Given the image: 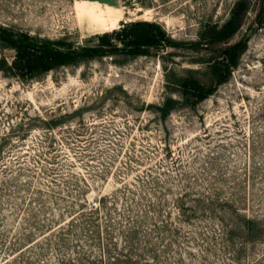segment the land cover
<instances>
[{
    "label": "rangeland",
    "instance_id": "1",
    "mask_svg": "<svg viewBox=\"0 0 264 264\" xmlns=\"http://www.w3.org/2000/svg\"><path fill=\"white\" fill-rule=\"evenodd\" d=\"M87 1L0 0V26L91 44L102 31L79 20ZM94 1L121 11L104 31L149 20L165 38L25 79L0 69V264H95L118 251L129 264H264V238L222 233L233 206L264 217V0H246L240 27L216 43L200 31L235 0ZM242 38L226 80L181 96V77L210 83L208 61ZM12 56L0 42V58ZM179 196L194 214L179 216Z\"/></svg>",
    "mask_w": 264,
    "mask_h": 264
},
{
    "label": "trees",
    "instance_id": "2",
    "mask_svg": "<svg viewBox=\"0 0 264 264\" xmlns=\"http://www.w3.org/2000/svg\"><path fill=\"white\" fill-rule=\"evenodd\" d=\"M246 10V0H235L227 17L219 24L204 26L200 31V38L206 43L225 42L240 27ZM163 38H165L163 31L156 23L149 20L121 22L116 29L97 34L95 42L76 47L61 40L37 39L25 32H15L6 26H0V42L3 46L13 49V56L9 63L4 58H0V69L25 79L35 77L59 65L75 63L93 56L112 54L123 50V47L132 53L140 52L144 50V47L159 44ZM165 40L168 41V39ZM168 43L174 42L168 41ZM244 46L245 40L242 38L219 48V53L207 63L210 83H201L192 75L181 77L177 82L181 96L195 100L208 96L217 83L226 80ZM172 103L173 100L170 97L164 99L159 107L162 114L172 106ZM177 200L179 216L187 218L195 213V205L184 202L181 196L177 197ZM239 210H241L239 207L233 206L236 218L230 225L223 226L222 233L229 236L232 231H237L244 241L264 238V217L246 215ZM88 211L96 212L97 207L90 205ZM131 254L129 251L128 253L118 251L115 255H109L106 260L95 259V264H113L114 261L120 260L124 261V264L131 263L133 262Z\"/></svg>",
    "mask_w": 264,
    "mask_h": 264
},
{
    "label": "bare ground",
    "instance_id": "3",
    "mask_svg": "<svg viewBox=\"0 0 264 264\" xmlns=\"http://www.w3.org/2000/svg\"><path fill=\"white\" fill-rule=\"evenodd\" d=\"M78 8L79 16L81 17L79 20L83 21L82 23L88 24L90 28L101 31L114 27V24L121 15V11L116 6L94 0L87 1L86 4H79Z\"/></svg>",
    "mask_w": 264,
    "mask_h": 264
}]
</instances>
